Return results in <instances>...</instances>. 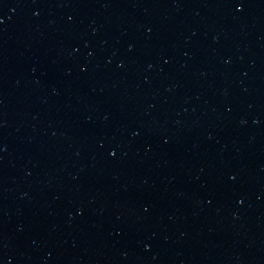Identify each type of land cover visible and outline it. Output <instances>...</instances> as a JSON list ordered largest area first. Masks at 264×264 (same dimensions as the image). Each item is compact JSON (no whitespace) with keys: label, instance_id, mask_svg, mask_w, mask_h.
Masks as SVG:
<instances>
[{"label":"water","instance_id":"1","mask_svg":"<svg viewBox=\"0 0 264 264\" xmlns=\"http://www.w3.org/2000/svg\"><path fill=\"white\" fill-rule=\"evenodd\" d=\"M0 264H264V0H0Z\"/></svg>","mask_w":264,"mask_h":264}]
</instances>
